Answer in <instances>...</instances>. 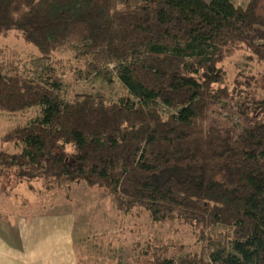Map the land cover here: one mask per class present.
Wrapping results in <instances>:
<instances>
[{
	"label": "trees",
	"instance_id": "16d2710c",
	"mask_svg": "<svg viewBox=\"0 0 264 264\" xmlns=\"http://www.w3.org/2000/svg\"><path fill=\"white\" fill-rule=\"evenodd\" d=\"M14 29L41 58L72 50L132 97L66 100L48 79L0 65V109L38 108L6 132L21 149H0V175L83 180L119 210L189 226L198 250L147 240L150 264H264V96L222 67L240 52L264 64V0H0V36ZM213 106L226 120L204 122Z\"/></svg>",
	"mask_w": 264,
	"mask_h": 264
},
{
	"label": "rangeland",
	"instance_id": "374dc122",
	"mask_svg": "<svg viewBox=\"0 0 264 264\" xmlns=\"http://www.w3.org/2000/svg\"><path fill=\"white\" fill-rule=\"evenodd\" d=\"M247 1L232 0L242 5ZM0 65L5 70L16 65L20 71L33 77L48 79L66 100L75 94H93L105 102L132 97L114 74L109 80V73L88 72L84 59L76 58L72 50L59 51L51 60L41 58L37 48L15 29L9 35L0 36ZM114 65L112 63L110 67ZM222 67L226 81L241 70L246 74L250 93L264 96V64L253 56L241 52L232 54L224 60ZM159 111L166 117L175 109L160 104ZM37 113V107L16 113L0 109V149L20 150V145L6 141L4 136L14 125L29 122ZM226 116L224 110L213 106L204 122L211 118L226 120ZM230 122L239 124L235 116ZM68 149L71 150V146ZM58 217H63L59 224L66 223L70 234L74 235L75 245L79 247V264H150L147 256L142 254L147 240L152 243L173 241L177 246L183 245L182 250L175 252L177 256L191 254L199 248L189 226L178 221L156 222L141 206L119 210L111 194L83 180L60 186L42 179L27 184L17 182L11 174L0 175V235L28 237L38 232L36 237H52ZM221 229L224 226L217 224L211 233ZM14 245L17 247V243ZM18 255V252L14 253L15 257Z\"/></svg>",
	"mask_w": 264,
	"mask_h": 264
},
{
	"label": "crops",
	"instance_id": "0c3cea01",
	"mask_svg": "<svg viewBox=\"0 0 264 264\" xmlns=\"http://www.w3.org/2000/svg\"><path fill=\"white\" fill-rule=\"evenodd\" d=\"M62 220L63 217H58L55 221L52 237H36L38 232H33V236L29 233L28 237L0 235V264H79V247L69 226L59 224ZM16 252L18 257L14 256Z\"/></svg>",
	"mask_w": 264,
	"mask_h": 264
}]
</instances>
